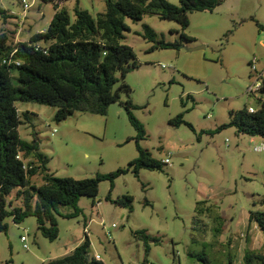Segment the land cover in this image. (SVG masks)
Masks as SVG:
<instances>
[{"label":"rangeland","instance_id":"obj_1","mask_svg":"<svg viewBox=\"0 0 264 264\" xmlns=\"http://www.w3.org/2000/svg\"><path fill=\"white\" fill-rule=\"evenodd\" d=\"M108 1L117 0H68L62 7L74 21L76 7L96 16L106 11ZM167 1L179 6V0ZM23 2L31 8L22 23ZM0 10L11 17L0 16V31L21 32L15 43L45 31L56 12L53 3L42 0H0ZM189 18L185 31L156 15H145L140 22L126 20L130 31L124 44L134 50L139 68L120 81L131 89L121 100L137 107L133 114L147 133L141 146L161 163L170 157L171 164L163 165L162 172L143 170L139 178L130 172L115 181L112 201L130 196L132 213L107 201L108 181L100 183L95 200L80 199L77 218H66L75 212L73 207L60 206L59 238L54 242L41 235L35 218L20 225L6 218L9 229L0 232V264H51L71 254L86 234L90 257L99 255L104 264H204L201 258L227 264L229 256L233 264H243L246 250L264 252L263 234L249 227L250 213L264 209V151L256 150L264 140L239 134L236 128L215 133L230 122L231 113L258 107L259 97L248 95L247 89L254 81L250 63L255 57L264 60L257 27H264V0H228L214 12H195ZM145 26L158 41L182 42L183 47L150 51L155 43L144 38ZM182 33L194 41H182ZM17 107L21 139L38 140L57 178L108 175L139 157L135 141L128 143L136 132L119 104L111 105L106 116L78 112L61 123L55 121L53 107ZM180 114L194 131L185 124H169ZM32 182L43 185L40 176ZM138 231L158 240L148 243V255L144 241L134 236Z\"/></svg>","mask_w":264,"mask_h":264},{"label":"trees","instance_id":"obj_2","mask_svg":"<svg viewBox=\"0 0 264 264\" xmlns=\"http://www.w3.org/2000/svg\"><path fill=\"white\" fill-rule=\"evenodd\" d=\"M53 3L55 15L49 27L33 34L27 42L15 43L16 33L10 29L0 31V232L7 233L4 220L13 217L16 225L28 218H35L41 235L54 242L59 238L57 222L58 208L70 206L75 212L66 218H77L81 214L78 203L81 198L95 200L100 183L108 181L111 191L108 202L133 212L130 196L112 201L111 193L115 181L128 173L139 178L141 171H163V165L141 146L147 133L144 125L134 116L136 109L128 100L123 103L121 94L131 93V89L120 81L139 68L134 50L124 44L126 33L130 31L126 20L140 22L145 15H156L163 21L179 24L182 31L190 26L189 15L195 12H214L228 0H179V6L167 0H117L108 1L106 11L92 16L88 11L76 7L75 19L71 20L68 11L62 7L68 0H42ZM2 18H11L0 10ZM19 27V26H18ZM259 35L264 27L257 23ZM144 38L155 46L150 50H180L182 42L158 41L154 30L145 26ZM184 42L194 39L181 34ZM17 103H36L56 109L55 121L61 123L75 113L106 116L111 105L125 107L130 124L136 136L139 157L127 168L108 175L75 180L57 178L49 170V159L40 152L38 140L29 143L21 139L19 128L23 121ZM230 122L219 127L215 133L227 128L264 140V97L258 99L255 113L244 107L238 113L230 114ZM174 127L188 125L184 114L170 120ZM214 132H212L213 134ZM214 133V134H215ZM42 177V186H36L32 179ZM17 190L14 201L8 197ZM14 202H18L15 206ZM203 203L197 205V210ZM10 208V210H8ZM256 226L264 238V209L250 213L249 227ZM135 238L144 241L148 255L149 242L158 243L146 231L134 233ZM91 241L86 234L82 243L68 256L51 264H104L90 257ZM227 264H233L228 257ZM204 264H212L208 258H201ZM8 264V263H7ZM243 264H264V252L248 249Z\"/></svg>","mask_w":264,"mask_h":264},{"label":"built area","instance_id":"obj_3","mask_svg":"<svg viewBox=\"0 0 264 264\" xmlns=\"http://www.w3.org/2000/svg\"><path fill=\"white\" fill-rule=\"evenodd\" d=\"M31 6L26 3L23 2V14H22V23L23 20L26 19L27 14L30 10ZM20 30H18V32L16 33V39H18L19 35H20ZM262 38H263V45H264V31L261 33ZM163 68H165V66H163ZM250 70H251V75H250V79H254V81L250 84V86L247 89V93L248 95H252V96H257V97H264V60H260L259 58L255 57L253 59V61L250 63ZM249 113H255L256 109L253 107H249L248 108ZM211 117V116H209ZM256 150L258 152H262L264 151V143L256 148ZM163 163H165L166 165H170L171 161H170V157L166 158ZM27 242V238L26 237H22V243L24 244V248L26 250L29 249ZM94 259L96 261H100L101 257L99 255H95Z\"/></svg>","mask_w":264,"mask_h":264},{"label":"crops","instance_id":"obj_4","mask_svg":"<svg viewBox=\"0 0 264 264\" xmlns=\"http://www.w3.org/2000/svg\"><path fill=\"white\" fill-rule=\"evenodd\" d=\"M39 33H41V32H39ZM35 34H37V33H35ZM19 110V109H18ZM20 112V111H19ZM101 261V260H100Z\"/></svg>","mask_w":264,"mask_h":264}]
</instances>
